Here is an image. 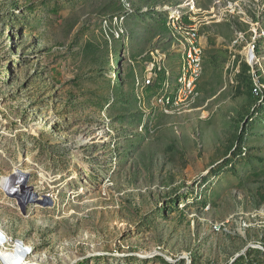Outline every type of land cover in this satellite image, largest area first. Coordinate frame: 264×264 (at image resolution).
Segmentation results:
<instances>
[{"label": "rangeland", "instance_id": "rangeland-1", "mask_svg": "<svg viewBox=\"0 0 264 264\" xmlns=\"http://www.w3.org/2000/svg\"><path fill=\"white\" fill-rule=\"evenodd\" d=\"M14 170L0 246L35 264H264V0H0Z\"/></svg>", "mask_w": 264, "mask_h": 264}, {"label": "bare ground", "instance_id": "bare-ground-1", "mask_svg": "<svg viewBox=\"0 0 264 264\" xmlns=\"http://www.w3.org/2000/svg\"><path fill=\"white\" fill-rule=\"evenodd\" d=\"M189 31H195V40H193V38L189 34ZM185 34H186V37H185L186 49H189V54H188L189 57H188V60H187L188 61L187 65L188 66H192V64H194V57L191 55V53H196L194 66H197V63H198L197 56H199V55H198V52L195 51V48H196L195 44H196V41H197L196 40L197 39L196 38L197 37L196 30L193 27H188L186 29V33ZM245 50H247V52L245 54L248 57V61L250 63H253L254 60H256L255 58L257 56L254 53L255 45L252 44V48L251 47H247ZM193 82H194L193 79L192 80L188 79V86L189 87L192 86ZM16 168L17 167H15V169ZM27 183H28V177L25 176L24 174H21L20 171H18V170H14V172L11 175H9V176L0 177V187L2 186V184H6L9 188H13L14 189V190H12L14 193H8V192L4 191L8 195L12 194L14 196V195H16V193H22L23 188L26 186ZM36 197H37V194L33 193V194H31V197L29 198V200L38 201V202L43 203V204H49L50 200H51V199H49L47 197L43 198V199H41V197H39L40 199H36ZM57 201L58 200H56V202L54 201L55 204L58 203ZM0 234H1V230H0ZM0 239L4 240V242H6L10 238L0 237ZM1 246H0V262L2 264H35V263H33V262H31L29 260V258H28L29 251L26 250V246L23 245V242L21 240L16 241V242L13 241V244L11 245V248H6L4 246V244H3V247H1Z\"/></svg>", "mask_w": 264, "mask_h": 264}, {"label": "built area", "instance_id": "built-area-1", "mask_svg": "<svg viewBox=\"0 0 264 264\" xmlns=\"http://www.w3.org/2000/svg\"><path fill=\"white\" fill-rule=\"evenodd\" d=\"M189 34L191 35V37L193 38V40H195V31H189ZM191 55L194 57V64H195L196 53H191ZM146 57H147V67H149L150 89H151V88H153V85H154V83L157 80H155V77H154L153 61H151L147 55H146ZM193 73H194V71H193Z\"/></svg>", "mask_w": 264, "mask_h": 264}, {"label": "water", "instance_id": "water-1", "mask_svg": "<svg viewBox=\"0 0 264 264\" xmlns=\"http://www.w3.org/2000/svg\"><path fill=\"white\" fill-rule=\"evenodd\" d=\"M17 194H19V193H17ZM18 198H19L18 201L20 202V205H21L22 213L25 214V205H24V199H23L24 196L22 195V196H19Z\"/></svg>", "mask_w": 264, "mask_h": 264}, {"label": "trees", "instance_id": "trees-1", "mask_svg": "<svg viewBox=\"0 0 264 264\" xmlns=\"http://www.w3.org/2000/svg\"><path fill=\"white\" fill-rule=\"evenodd\" d=\"M244 66V65H243ZM245 66L248 68L249 66H247L246 64H245ZM242 74V73H241ZM241 74L239 73V75H238V77L237 78H239L240 76H241ZM250 82H251V85H253V81H252V78H251V76H250ZM250 94H251V89H250ZM253 94V93H252ZM254 96V95H253ZM253 96H251L252 98H253ZM254 99V98H253Z\"/></svg>", "mask_w": 264, "mask_h": 264}]
</instances>
